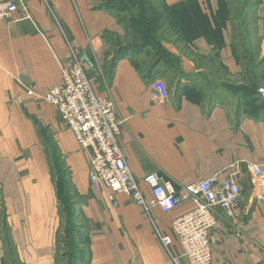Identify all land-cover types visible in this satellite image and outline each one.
I'll return each instance as SVG.
<instances>
[{"label":"crops","instance_id":"0c3cea01","mask_svg":"<svg viewBox=\"0 0 264 264\" xmlns=\"http://www.w3.org/2000/svg\"><path fill=\"white\" fill-rule=\"evenodd\" d=\"M24 1L35 26L0 20V264H57L60 203L45 138L62 161L85 225L79 264H174L171 254H180L175 238L167 250L160 235L171 234L172 219L192 201L146 213L124 192L97 189L87 151L55 107L24 95L29 85L44 92L59 83V64L81 53L94 64L93 90L111 96L125 119L119 145L145 199L149 173L176 190L217 171L231 175L243 196L230 215L217 210L210 264H264V201L254 199L246 172L249 163L264 172V112L250 98L264 68V0H247L244 23L235 28V0L225 7L220 0H163L166 34L134 44L127 12L94 0ZM155 79L164 81L168 101L151 98ZM180 264L188 263L181 257Z\"/></svg>","mask_w":264,"mask_h":264},{"label":"built area","instance_id":"2783aa9c","mask_svg":"<svg viewBox=\"0 0 264 264\" xmlns=\"http://www.w3.org/2000/svg\"><path fill=\"white\" fill-rule=\"evenodd\" d=\"M28 20L34 26L31 12L24 0H0V20ZM60 66V82L41 92L36 85L24 89V95L42 99L52 104L63 126L69 129L76 141L89 155L88 176L97 188L107 187L112 193L124 192L141 205L146 213L152 206L163 212L175 208L181 199H189L193 207L172 219L170 233L160 235L164 247L169 250L175 238L180 244L178 255L171 254L174 264L185 258L188 264H210L213 252V230L218 220V209L227 215L233 212L243 196L238 181L231 175L217 171L210 176L183 185L176 190L172 182L156 173L143 177L150 191L145 199L138 181L131 174L122 154L119 138L125 119L116 113L114 101L109 95H99L93 90L88 70L94 64L87 54H73L69 62ZM264 101V85L257 89ZM150 95L155 101H168L169 91L161 79L150 85ZM17 102H22L20 95ZM248 184L254 199L264 201V172L259 164H247Z\"/></svg>","mask_w":264,"mask_h":264},{"label":"rangeland","instance_id":"374dc122","mask_svg":"<svg viewBox=\"0 0 264 264\" xmlns=\"http://www.w3.org/2000/svg\"><path fill=\"white\" fill-rule=\"evenodd\" d=\"M97 4L103 6H112L116 12L118 9H124L127 12L129 27H140L143 32L148 30L150 37L155 38L162 30L166 34L165 27L169 24L167 19L170 14L165 8L163 0H94ZM234 1V0H232ZM236 5L230 9V19L235 26L244 23V14L247 6V0H235ZM247 1V2H246ZM233 3V2H232ZM233 7V5L231 6ZM152 8V9H148ZM224 19V17H221ZM131 29V28H130ZM165 31V32H164ZM158 37V36H157ZM141 38L138 35L129 34L128 40L134 44L136 39ZM123 46V45H121ZM264 46V45H263ZM264 50V49H263ZM220 72V70H219ZM260 86L264 85V68L260 69ZM259 86V87H260ZM258 87V88H259ZM246 90V86L243 87ZM254 100V96L250 97ZM249 100V99H246ZM255 103L261 106L259 100L255 99ZM48 143V142H47ZM49 144V143H48ZM53 171L56 183L58 182V195L62 213V223L60 225V234L58 235L57 249L59 252L58 264H79L80 246L79 237L84 231V224L77 214V208L74 205L76 197L69 191L68 181L65 176H61V169L58 168L56 160L53 158ZM62 179V181H61ZM6 258H9V253H6Z\"/></svg>","mask_w":264,"mask_h":264},{"label":"trees","instance_id":"16d2710c","mask_svg":"<svg viewBox=\"0 0 264 264\" xmlns=\"http://www.w3.org/2000/svg\"><path fill=\"white\" fill-rule=\"evenodd\" d=\"M220 5L225 7L227 4H226V1L225 0H220ZM108 8L110 9H114L112 6H108ZM148 9H152V8H148ZM119 12L123 11L124 9H118ZM125 11V10H124ZM134 31L137 33L138 36L141 37V39H144V40H150L152 37L149 36V34H147L149 31L148 30H145V32H143L142 28H140L139 26L138 27H134ZM132 46L130 44L128 45H123V46H119L118 49L114 52L113 54V57H112V61H116L118 58L122 57L128 50V48ZM253 96H254V100L257 99L260 101L261 103V106L258 105V107L260 108V113H263L264 112V101H262L257 93V91L255 92V94L253 93ZM45 142L47 144V148H48V152L50 154V161H51V167H52V172H53V175H54V171H53V166H52V163H53V158L56 160V164L58 165V168L61 169V176H65V169L63 167V164H62V161L60 160L59 158V155L58 153L55 151V149L52 147L51 143H50V140L49 139H46L45 138ZM49 144H48V143ZM66 177V176H65ZM62 181V179H61ZM55 183V187H56V190H57V193H58V185L59 183L57 182L56 183V180L54 181ZM68 188H69V185H68ZM58 199H59V195H58ZM59 203H60V200H59ZM61 206V205H60ZM59 212H60V217H61V223H62V213H61V207L59 209ZM61 225V224H60ZM60 234V229L58 230V235ZM58 235H57V245H58ZM58 257H59V252H58ZM58 257H57V264H58Z\"/></svg>","mask_w":264,"mask_h":264}]
</instances>
